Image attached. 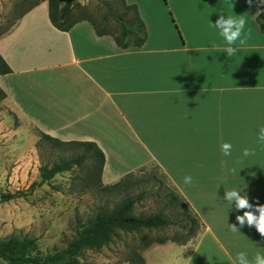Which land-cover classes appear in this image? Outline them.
<instances>
[{"label": "crops", "instance_id": "obj_1", "mask_svg": "<svg viewBox=\"0 0 264 264\" xmlns=\"http://www.w3.org/2000/svg\"><path fill=\"white\" fill-rule=\"evenodd\" d=\"M188 1L171 7L173 16L139 7L148 38L129 49L99 37L87 21L60 31L42 2L0 36V55L13 70L0 75V88L5 103L40 132L97 144L106 156L104 185L152 164L166 174L204 227L186 245L150 246L146 264H239L241 252L254 264L264 237L254 225L240 228L236 217L249 209L237 211L224 196L235 190L264 205L263 8L256 0ZM220 15L246 19L250 36L232 45V57L213 26ZM224 143L232 145L229 156ZM245 149L255 155L244 157Z\"/></svg>", "mask_w": 264, "mask_h": 264}, {"label": "rangeland", "instance_id": "obj_2", "mask_svg": "<svg viewBox=\"0 0 264 264\" xmlns=\"http://www.w3.org/2000/svg\"><path fill=\"white\" fill-rule=\"evenodd\" d=\"M35 1L0 0V36L12 29L18 22V15ZM106 1L115 0H75L98 19L106 11ZM127 1L137 4L147 14L162 8L167 15L172 16V8L179 2ZM188 3L197 6L204 1L189 0ZM262 8L264 13V6ZM40 133L33 125L22 121L5 100L0 102V192L23 193L14 200L0 203V241L10 237L34 239L36 246L33 253L46 257L65 249L84 223L101 208H112L119 198L88 186L86 165L74 166L71 171L57 174L53 179L43 182L40 173L44 165L52 166L63 159H72L75 153L70 149L55 148L49 142L40 144ZM144 168L148 172H160L154 164ZM161 207V202L149 197L135 208L137 215H148L160 211ZM178 234H182L179 227L120 233L103 249L83 252L80 260L85 264H139L134 262L135 255H143L149 248H144L148 242ZM0 264L11 263L0 258Z\"/></svg>", "mask_w": 264, "mask_h": 264}, {"label": "trees", "instance_id": "obj_3", "mask_svg": "<svg viewBox=\"0 0 264 264\" xmlns=\"http://www.w3.org/2000/svg\"><path fill=\"white\" fill-rule=\"evenodd\" d=\"M45 1L49 3L50 20L60 31L68 32L78 23L87 21L93 25L99 37L112 36L121 49L140 48L147 42V27L139 7L137 4H129L127 0L106 1V11L100 19L91 16L88 8L75 0H37L18 15V21ZM257 22L264 33L263 12L257 17ZM12 72L10 65L0 55V75ZM6 98V93L0 88V102ZM40 134V144L49 142L55 148L70 149L75 153L72 159H63L52 166L44 165L40 173L43 182L53 179L57 174L71 171L74 166L86 165L87 185L101 189L105 195L118 197L119 201L112 208H101L81 226L76 237L61 251L41 257L33 253L36 246L34 239L10 237L0 241L1 259L11 264H85L80 260L83 252L103 249L118 238L120 233H140L170 227H179L182 232L181 235L148 242L144 248L168 242L186 245L201 233L203 223L185 198L170 185L169 178L159 167L161 173L154 170L148 172L141 168L125 175L115 184L104 185L102 175L106 156L97 144L83 141L66 142L42 132ZM22 194L0 192V203L14 200ZM149 197H154L162 203L161 210L148 215H137L135 207ZM135 258L134 262L146 264L140 253L136 254Z\"/></svg>", "mask_w": 264, "mask_h": 264}, {"label": "clouds", "instance_id": "obj_4", "mask_svg": "<svg viewBox=\"0 0 264 264\" xmlns=\"http://www.w3.org/2000/svg\"><path fill=\"white\" fill-rule=\"evenodd\" d=\"M249 6H252L253 0H247ZM257 6L261 7L264 6V0H256ZM246 25V19L243 15H237L236 17L229 16L225 18L224 15H220V18L216 21L215 25H213L216 29H219L220 36L223 37L224 41L228 45L226 51L229 57L235 55L237 49L233 48L232 45L239 42L241 46L246 45L247 40L250 36L249 34H244V29ZM259 143H264V128H261V135L258 139ZM231 148L232 145L229 143H224L222 145V152L225 156L231 155ZM255 155L254 151H250L245 149L243 151L244 157H249ZM240 161H237L239 163ZM233 173L236 172V169H231ZM193 182L191 176L184 177V184L191 185ZM224 199L229 203H235V208L237 211H243L244 209H249V211H244L243 215H237L236 220L238 221L240 228H243L245 224L247 226H255L258 233L261 237H264V205H260L257 201V204L254 206L253 204L249 203L248 196H241L238 191H228L225 192ZM255 209V212H258L259 215L257 216L255 212L251 209ZM233 231H239V229L235 225L230 226ZM237 260L239 264H249V261L246 257V254L241 252L237 256ZM254 264H264V255H260L259 253L255 256Z\"/></svg>", "mask_w": 264, "mask_h": 264}]
</instances>
